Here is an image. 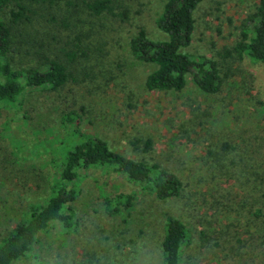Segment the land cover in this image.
<instances>
[{
	"label": "rangeland",
	"instance_id": "rangeland-1",
	"mask_svg": "<svg viewBox=\"0 0 264 264\" xmlns=\"http://www.w3.org/2000/svg\"><path fill=\"white\" fill-rule=\"evenodd\" d=\"M165 1L123 0L122 18L93 16L75 0L69 26L49 15L63 17L76 6H42L24 31L77 56L63 87L29 88L20 104L0 101V244L31 205L47 198L49 179L85 140L81 133L177 174L181 195L160 199L110 168L82 169L73 226L51 224L12 264H163L168 214L190 229L182 264H264V64L233 50L244 30L253 34L262 0H202L195 9L186 51L219 62L215 94L201 91L191 75L181 91L148 89L155 65L140 61L130 43L141 28L152 39L167 38L157 24ZM15 61L26 67V59ZM68 113L75 121L66 122ZM148 138L153 146L144 151ZM119 192L132 194L133 203L109 214L105 196Z\"/></svg>",
	"mask_w": 264,
	"mask_h": 264
},
{
	"label": "trees",
	"instance_id": "trees-1",
	"mask_svg": "<svg viewBox=\"0 0 264 264\" xmlns=\"http://www.w3.org/2000/svg\"><path fill=\"white\" fill-rule=\"evenodd\" d=\"M82 1V7L93 16H128V9L123 0ZM201 2L202 0H166L157 18V24L167 38L152 39L143 28L131 38L133 54L140 61L155 65L146 78L148 89L181 91L188 84V77L191 75L201 91L215 94L220 90L222 79L219 62L206 55H194L186 51L195 29L194 12ZM63 5L73 7L76 2L0 0V101L20 104V96L29 88L57 90L73 78L69 63L76 59L77 51L66 46L54 49L47 37L24 32L33 21L39 20L42 6L61 8ZM78 8L79 5L73 10L69 9V14L63 17L58 13H51L48 20L55 25L69 26V17H73ZM254 16L259 19V23L253 29V34L250 36V31L244 30L242 40L233 50L239 56L246 53L253 60L264 64V0ZM54 37L52 36L53 39ZM60 53H63L66 61ZM226 53L233 55V51L229 49ZM17 58L21 63L22 59H26V67L18 65L15 61ZM15 65L21 67L17 68ZM65 118L67 123L75 121L73 113H68ZM81 134L85 136V140L68 150L57 165L58 175H52L49 179V194L44 202L31 205L27 217L19 220L2 239L0 264H12L25 256L33 248L39 233L47 230L51 224L58 222L65 227L73 226V203L78 196L74 182L82 169L110 168L124 174L129 181L155 193L160 199L181 195L184 183L177 174L160 170L156 163L129 157L111 148L100 137ZM141 141L138 139L134 143L137 145ZM144 145V151L152 149L153 140L146 139ZM105 198L106 211L114 214L119 212L121 205L131 206L134 196L119 192L115 197L107 195ZM189 241L190 229L186 223L181 218L168 214L162 241L163 264H182V248Z\"/></svg>",
	"mask_w": 264,
	"mask_h": 264
}]
</instances>
